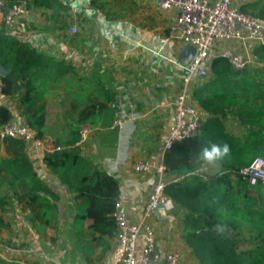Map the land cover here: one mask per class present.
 Returning <instances> with one entry per match:
<instances>
[{
    "label": "trees",
    "instance_id": "trees-1",
    "mask_svg": "<svg viewBox=\"0 0 264 264\" xmlns=\"http://www.w3.org/2000/svg\"><path fill=\"white\" fill-rule=\"evenodd\" d=\"M4 1L11 4L17 0ZM25 1L28 7L31 3L53 7L58 2ZM56 7H62L60 2ZM240 8L250 16L264 18V0H248ZM1 27L0 67L7 72L0 73V93L11 95L20 86L25 87L20 104L25 115L27 113L26 125L34 130L35 137L43 138L48 126L45 114L49 107L46 103L34 106L38 97L29 92L35 76L48 69L49 58L5 30L3 22ZM254 54L264 60V45L256 48ZM248 69L234 70L227 59L212 58L210 78L192 92V97L208 117L201 123L196 136L175 142L161 154L165 173L181 176L177 181L165 183L163 193L174 206L185 210L182 239L190 247L195 264H264V185L249 186L235 173L254 158H264V88L259 87L262 95L258 105L246 104L239 94V81H252V77L247 76ZM64 72L68 70L62 74ZM78 80L77 87L80 88ZM71 82L72 78L67 81L69 86ZM246 89L248 87H243L241 91ZM110 101L112 94L105 91V96L97 104H86L83 108L75 104L69 106L76 117L67 122L68 137L55 139L53 145L58 148L45 151L41 159L73 192L77 208L75 218H89L92 220L90 229L107 233L115 229L112 212L118 197V183L111 175L97 169L93 158L85 155L74 143L82 125L97 126L94 116L108 112L112 115L108 106ZM226 115L248 125L242 135L228 129ZM10 119V109L0 104V126ZM105 123L101 122L100 126ZM213 143H226L229 151L220 158L211 159L218 164L219 170L204 178L194 170L205 160L200 155L201 149ZM1 145L6 157L0 155V182L16 195L22 210H27L26 218L32 228L43 229L55 224L56 197L33 169L25 152V142L5 136L0 138ZM77 198L81 202H77ZM7 203L0 198V209ZM0 224H3L1 217ZM0 264L12 262L0 257Z\"/></svg>",
    "mask_w": 264,
    "mask_h": 264
},
{
    "label": "crops",
    "instance_id": "crops-1",
    "mask_svg": "<svg viewBox=\"0 0 264 264\" xmlns=\"http://www.w3.org/2000/svg\"><path fill=\"white\" fill-rule=\"evenodd\" d=\"M57 1L55 7L59 2L61 4L60 0ZM105 1L91 0V3H87L85 0H79L83 16L90 17V20L82 23V34L78 30V36L68 31L70 23L65 28V19L59 18L60 15L54 19L55 28L50 26L46 30L45 24L38 25L43 19L39 18L41 21H38L34 15L52 6H36L32 3L28 7L27 14L19 21L21 34L18 35L17 32L13 34L21 42L29 44L49 58L48 69L42 75L35 76L29 92L34 97H38L34 106L46 103L49 107L45 114L48 122L43 137L46 143L45 149L50 148L55 139L68 137L67 122L74 121L76 117V113L68 109L69 106L75 104L83 108L86 104H97L101 102L102 96H105V91L112 94V99L120 95L130 96L134 100L136 109L144 114L142 118L125 123L120 131L109 129L113 118L109 112L94 116L93 120L98 126L101 122L106 123L103 130L91 135L82 147L83 153L93 158L97 169L116 179L117 200L133 220H139L149 187L155 182L156 176L154 172L135 171L133 164L140 158L159 161L162 154L161 140L171 120L169 102L174 96L163 98V90L157 96L155 91L140 87L133 80L126 65L131 58L127 57L126 53L122 55L117 52V45L121 43L120 47L126 49V44L132 42L131 29L128 32L126 30V27L132 26V23L126 19L105 17L101 14L103 8L99 7L98 2ZM114 1L117 6L132 4L131 0ZM245 1L248 0H241V4ZM137 5L150 11L151 14L154 12L157 24L161 23L163 31L155 32L157 39L160 37L165 38L164 41L169 38L175 39L176 50L173 59L174 62L178 61L177 54L186 45V41L178 32L170 30L174 20L173 10L162 11L155 7L152 0H144ZM78 21L81 25V18ZM122 26L125 28L124 32L120 29ZM0 29H2L1 22ZM74 49H78L77 59L76 52H72ZM66 69L68 72L62 74ZM1 71L7 72L0 67V73ZM71 78L72 82L69 86L67 81ZM77 78L80 88L77 87ZM23 93H25L24 86H20L11 95L0 93V104L10 109L13 120L26 125L27 113L25 115L20 104ZM75 96L77 99H73ZM192 99L197 105L202 121H205L208 113L193 97ZM89 100H92L91 103ZM45 149L26 145L25 152L37 175L47 183L56 197L57 222L43 229L32 228L26 218L27 210H22V204L18 202L16 195L0 182V198L8 202L0 209V217L3 221V224H0V257L12 264H111L109 252L114 231L107 233L90 229L91 219L75 218L77 208L74 204V194L42 162ZM0 155L6 157L3 145L0 147ZM198 168L201 169L199 175L204 178L219 170L218 164L209 159H205ZM164 178L167 183L172 180L177 181L181 176L165 173ZM77 202H81V199L77 198ZM10 203L16 224L13 225L14 234L11 241L8 239L3 243L2 233L6 232L4 228L9 225L6 208ZM80 210H83L82 206ZM184 214L185 210L182 208L173 206L172 209L167 210L160 205L150 215L148 222L154 229L156 247L160 252H178L181 264H195L190 247L182 239ZM22 228L27 232L23 239H21Z\"/></svg>",
    "mask_w": 264,
    "mask_h": 264
},
{
    "label": "built area",
    "instance_id": "built-area-1",
    "mask_svg": "<svg viewBox=\"0 0 264 264\" xmlns=\"http://www.w3.org/2000/svg\"><path fill=\"white\" fill-rule=\"evenodd\" d=\"M90 2L91 0H85ZM156 8L173 10L171 32H178L186 44L194 48L188 64L175 61L182 72L181 87L170 100L171 120L161 140L162 152L175 142L196 136L200 131L202 116L192 99V92L206 77L214 57L227 59L234 70L249 66L254 50L264 45V18L244 13L241 0H152ZM28 12L27 2L17 0L11 4L0 0V16L4 28L11 33L19 30V21ZM76 33V25L68 27ZM112 110L109 129L120 131L125 123L144 116L136 109L134 100L127 95L116 96L108 103ZM101 126L84 124L74 145L81 148L91 135L103 130ZM11 136L22 139L26 145L45 149V139L35 137L33 129L10 119L0 126V138ZM54 145L45 149L52 150ZM133 168L139 173L154 172L156 180L150 185L142 216L133 220L127 210L116 200L112 216L115 229L109 252L111 264H181L178 252H160L156 247L155 232L148 218L158 206L169 210L173 203L163 193L165 166L162 155L157 162L145 159L134 161ZM201 169H195L200 174ZM235 173L249 186L264 185V158L256 157Z\"/></svg>",
    "mask_w": 264,
    "mask_h": 264
},
{
    "label": "rangeland",
    "instance_id": "rangeland-1",
    "mask_svg": "<svg viewBox=\"0 0 264 264\" xmlns=\"http://www.w3.org/2000/svg\"><path fill=\"white\" fill-rule=\"evenodd\" d=\"M60 1L61 5L63 6L62 8L54 6L50 9H46L43 12L39 11L36 13L37 15H34L38 21H41L39 18L43 19V22L39 23L38 25L45 24L47 30L48 27L54 26L55 17L58 18L60 15L59 18L64 17L65 19V28H67L69 23L70 25H76L77 31L80 30V34H82V23H86V21L90 20V17L83 16V11L81 10L82 7L80 8L79 0ZM131 1V5L122 4L121 6H117L114 0H106L103 3L98 2L99 7L103 8V11L100 13L105 17H118L119 19H126L127 21L129 20L132 23V26L126 27L127 32L131 29L132 42L126 44V49L120 47V43L117 45V52L122 53V55L126 53L127 57L131 58V60L126 65L129 67L130 73L134 78L133 80L138 86L149 88L150 91H155L157 96H159L160 91L163 90V98H171L179 91L183 75L175 65V59H173L175 57L176 50L174 46L175 39L169 38L165 41V38L163 37L157 39L155 32L163 31V28L161 27L160 22L157 24L154 17L155 13L152 12L151 14L150 11H146L138 7L137 3H141L144 0ZM71 5L73 6L70 8ZM136 6L138 8H136ZM79 17L81 18V25L78 21L80 20ZM0 22L2 21L0 20ZM79 25L80 29L78 27ZM120 29L122 32L125 30L124 26L120 27ZM77 31L75 34H73L74 36L78 33ZM17 34H21L20 29L17 31ZM72 52H76L75 57L77 59L78 49H74ZM210 68L211 61L209 64V69ZM248 68L247 76L252 77V81H239V94L241 99L246 104L253 102L254 105H258L262 95L261 89H259V87L264 88V60L253 56ZM209 69L206 77L202 81L208 80L210 78ZM118 82L120 83L121 80L119 79ZM243 87H248V89H246V91H241ZM225 123L228 129L237 135H242L248 128V125H242L237 118H233L231 115H226ZM11 205V203L8 204L6 208L8 213L6 216L9 225L4 228L6 232L2 233L3 243H6L8 239V241H11L12 235L14 234L13 225L16 224V217L13 215V209ZM26 234L27 232H25L22 228L21 239L25 238Z\"/></svg>",
    "mask_w": 264,
    "mask_h": 264
},
{
    "label": "clouds",
    "instance_id": "clouds-1",
    "mask_svg": "<svg viewBox=\"0 0 264 264\" xmlns=\"http://www.w3.org/2000/svg\"><path fill=\"white\" fill-rule=\"evenodd\" d=\"M228 151H229V146L226 143L224 144L213 143L211 145L203 147L201 149L200 155L204 159L211 160L224 156L225 154H227Z\"/></svg>",
    "mask_w": 264,
    "mask_h": 264
},
{
    "label": "water",
    "instance_id": "water-1",
    "mask_svg": "<svg viewBox=\"0 0 264 264\" xmlns=\"http://www.w3.org/2000/svg\"><path fill=\"white\" fill-rule=\"evenodd\" d=\"M194 54V48L188 44L184 45L177 54V58L184 64H188ZM4 73V71H1Z\"/></svg>",
    "mask_w": 264,
    "mask_h": 264
}]
</instances>
